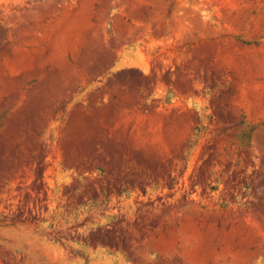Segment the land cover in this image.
I'll return each instance as SVG.
<instances>
[{"label": "rangeland", "instance_id": "rangeland-1", "mask_svg": "<svg viewBox=\"0 0 264 264\" xmlns=\"http://www.w3.org/2000/svg\"><path fill=\"white\" fill-rule=\"evenodd\" d=\"M0 264H264V0H0Z\"/></svg>", "mask_w": 264, "mask_h": 264}]
</instances>
